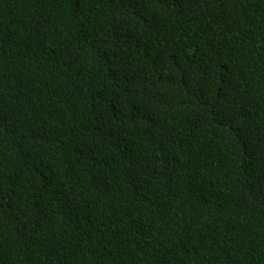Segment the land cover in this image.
I'll return each mask as SVG.
<instances>
[{
    "label": "trees",
    "instance_id": "trees-1",
    "mask_svg": "<svg viewBox=\"0 0 264 264\" xmlns=\"http://www.w3.org/2000/svg\"><path fill=\"white\" fill-rule=\"evenodd\" d=\"M0 264H264V0H0Z\"/></svg>",
    "mask_w": 264,
    "mask_h": 264
}]
</instances>
